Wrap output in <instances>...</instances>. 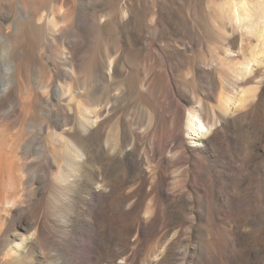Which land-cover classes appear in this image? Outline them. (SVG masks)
Instances as JSON below:
<instances>
[{
	"label": "rangeland",
	"instance_id": "374dc122",
	"mask_svg": "<svg viewBox=\"0 0 264 264\" xmlns=\"http://www.w3.org/2000/svg\"><path fill=\"white\" fill-rule=\"evenodd\" d=\"M223 2L0 0V264L19 253L26 254L29 264H65L68 247L82 254L83 264H95L91 247L107 233L113 237L107 257L123 250L131 256L139 247L142 255L132 258L137 264L176 239L172 252L186 247L196 253L207 249L218 253L225 246L222 234L238 238L237 264H252L249 252L264 253L262 176L255 175L247 192L236 188L238 206L224 216L217 197L232 190L219 188L218 167L209 165L207 176L192 172L198 182L183 191L185 197L192 196L191 203L180 212L167 208L157 215L150 196L139 187L137 167L125 175V166L107 156L102 166H108L104 181L113 189L101 192L97 198L101 204L94 206L89 204V180L80 173L72 148L66 147L67 143L75 147L85 135L78 130L79 122L92 117L97 59H115L119 71L108 89L100 79L102 104L109 102L112 107L102 128L112 145L123 120L140 131L158 120L163 131L167 121L155 115V108L162 101L174 108L179 93H196L205 112L218 107L227 94L219 69L233 64L222 58L225 40L220 33L233 27ZM199 57L218 64L220 73L214 72V81L195 78L192 62ZM236 138L235 143L216 141L222 160L247 156L244 140ZM251 140L256 142L255 137ZM184 141L189 143L186 132ZM142 146L143 141L140 150ZM84 166L89 171L97 168L96 164ZM143 167L147 169V163ZM188 167L184 163L168 168L173 183L166 190L169 197ZM59 171L68 181H55ZM192 176L188 174L187 179ZM4 196L11 197L10 205ZM227 220L229 227L224 224ZM143 223L148 235L138 239L136 228ZM187 234L190 240L185 243ZM260 262L264 264V259ZM67 264H74V259Z\"/></svg>",
	"mask_w": 264,
	"mask_h": 264
},
{
	"label": "bare ground",
	"instance_id": "6f19581e",
	"mask_svg": "<svg viewBox=\"0 0 264 264\" xmlns=\"http://www.w3.org/2000/svg\"><path fill=\"white\" fill-rule=\"evenodd\" d=\"M223 1V8L228 16L226 17L231 20L233 27L230 32L225 29L220 33L225 40L224 47L222 46V58L223 62L231 61L233 64L229 68L220 64L219 70L225 76L221 85L227 94L221 97L220 105L211 111H204L201 99L196 93H179L174 108L169 109L163 101L155 108V115L163 116L167 121L163 131L158 129V120L149 124L147 127L149 131L146 128L140 131L137 126L130 127L131 125L123 120L120 121L118 134L112 145L108 134L106 132L104 134L102 128L112 107L109 102L102 104L103 90L100 79L104 81V88L108 89L109 81L119 72L118 66L112 58L105 62L97 59L95 65L93 63L92 90L95 104L92 117L89 122L83 121L84 119L79 120L78 130L80 134L85 135L78 139L75 147L66 144L67 149L72 148L75 153L77 164L81 167L80 173L89 180L86 184V188L91 193L89 204L95 206L97 203L100 206L101 202H98L97 198L101 192L107 194L113 189L112 185L108 186L104 181L108 166L103 169L102 166L107 156H113V162L125 166V175H130L131 169L137 167L139 187L150 196L157 215L167 208L180 212L188 201L191 203L192 196L185 197L183 191H187L185 189L198 182L192 176V172L207 176V167L212 164L218 167L217 173L222 179L219 188L229 192L232 190L227 195L219 193L217 197L219 210L224 209V216H228L229 212L238 206L236 188L241 192L250 190L255 175L262 176L264 180V0ZM217 65H213L203 57L194 59L192 68L195 78L207 83L214 81L215 73L219 72ZM1 95L3 96V93ZM0 103H3V100H0ZM185 132L189 143L184 141ZM236 137L244 140L242 144L247 156L244 160L235 157L222 160L220 147L217 146L216 141L226 139L235 143ZM252 137H255L256 142L251 140ZM147 140L148 142L145 143ZM141 141L143 146L140 150ZM124 146L125 149L120 150ZM221 150L227 152L226 149L221 148ZM165 152L170 153V156L164 155ZM160 155L162 158L159 159ZM85 163L96 164L97 168L94 171L85 170ZM146 163L148 170L143 167ZM184 163L189 165L181 173L186 177L179 181L178 185H174L177 191L174 196L169 197L166 190L171 188L173 183L169 181L168 168ZM188 174L192 176L189 179H187ZM65 176L59 171L54 178L57 183H63L68 181ZM200 185L205 188L206 182L202 180ZM166 198L169 199L168 202L165 201ZM3 199L8 205L12 202L11 197L4 196ZM189 209L192 212V207ZM193 218L191 214L189 217L191 222ZM224 224L229 227L231 222L227 220ZM190 225L192 229V223ZM146 227L147 224L143 223L136 228L135 234L138 239L147 237ZM197 230L201 231L198 228ZM188 235L183 242L187 243L190 240ZM221 236L226 238L225 246L218 253L209 252L208 249L196 253L195 250L186 247L180 249L179 253L172 252L178 240L176 239L167 242L158 253L147 258L142 264H237L235 245L238 238L223 234ZM112 239L111 234L107 233L104 238L96 240L91 247L90 259L95 264H137L132 258L142 255V248L139 247L131 256L126 255L123 250L115 252L111 258H108L107 248L112 243ZM133 245L136 246L137 242ZM25 255L19 253L15 257L6 258L3 264H29L24 258L27 257ZM67 255L69 257L65 264L72 259L74 264H83L80 262L83 256L76 249L68 247ZM248 256L251 257L252 264L261 263L260 261L264 259L262 251L249 252ZM117 259L120 260L119 263L116 262Z\"/></svg>",
	"mask_w": 264,
	"mask_h": 264
}]
</instances>
